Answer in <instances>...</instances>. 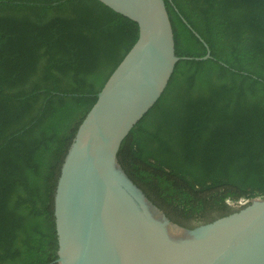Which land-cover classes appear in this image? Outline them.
Wrapping results in <instances>:
<instances>
[{"label":"trees","instance_id":"16d2710c","mask_svg":"<svg viewBox=\"0 0 264 264\" xmlns=\"http://www.w3.org/2000/svg\"><path fill=\"white\" fill-rule=\"evenodd\" d=\"M163 1L180 60L116 161L192 230L264 199V0ZM137 38L98 0H0V264H56L62 165Z\"/></svg>","mask_w":264,"mask_h":264},{"label":"water","instance_id":"95a60500","mask_svg":"<svg viewBox=\"0 0 264 264\" xmlns=\"http://www.w3.org/2000/svg\"><path fill=\"white\" fill-rule=\"evenodd\" d=\"M98 1L135 22L138 38L97 94L62 165L54 263L264 264V199L184 230L118 166L122 141L160 98L180 58L163 0ZM210 57L208 50L199 60Z\"/></svg>","mask_w":264,"mask_h":264}]
</instances>
